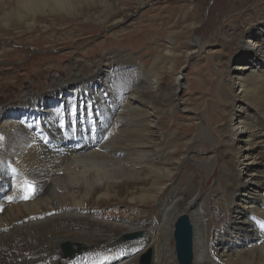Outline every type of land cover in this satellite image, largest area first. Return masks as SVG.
Listing matches in <instances>:
<instances>
[{"label": "bare ground", "instance_id": "6f19581e", "mask_svg": "<svg viewBox=\"0 0 264 264\" xmlns=\"http://www.w3.org/2000/svg\"><path fill=\"white\" fill-rule=\"evenodd\" d=\"M127 2L0 0V32L10 24L32 29L39 18L82 16L112 24L116 33L125 18L111 19L114 4ZM256 10L248 22L221 28L219 45L228 51V63L245 64L220 83L214 79V118L205 109L197 113L188 141L171 122L182 101L181 75L164 90L162 74L175 72L180 51L189 60L213 41L195 37L179 44L183 32H172L146 68L107 50L102 58L113 63L97 73V66L74 55L69 77L53 74L41 96L34 87L7 109L2 99L0 135L7 141L0 145V264H138L148 250V264L150 253L151 264H179L173 233L180 216L192 229L191 264H264V8ZM191 17L183 16L190 32L197 26ZM251 23L257 27L248 29ZM243 45L250 55L240 54ZM30 59L14 65L15 78L19 64L32 73L23 64ZM39 65L50 71L43 60ZM128 72V82L117 89V77ZM82 100L84 117L78 120L67 109L73 112ZM97 111L104 118L93 122ZM191 154L202 155L195 163L201 187L181 180ZM26 184L34 187L28 200ZM66 245L72 256L64 255Z\"/></svg>", "mask_w": 264, "mask_h": 264}, {"label": "rangeland", "instance_id": "374dc122", "mask_svg": "<svg viewBox=\"0 0 264 264\" xmlns=\"http://www.w3.org/2000/svg\"><path fill=\"white\" fill-rule=\"evenodd\" d=\"M139 1L141 0H130V2L119 5L114 4L116 15L114 14L111 19L120 15L125 18L124 27L116 33L112 24L104 25L105 27L99 26L92 21V18L85 20L82 16L76 18H55L56 16L39 18L32 29L29 28L28 30H26V26L18 27L10 24V29L0 32V64H3L0 67V105L4 99L8 100L3 105L8 104L4 107L5 109L10 108L9 105L13 104L18 106L19 98L27 92H32V88L37 86L38 89L35 92H39L37 96H41L42 92H47L42 90H48L47 87L51 85L50 77L53 74L58 75L62 80H66L69 77L66 69L74 63V55H78L88 64L92 63L97 66L95 71L97 73L101 69L106 70L113 63L111 61L108 66V61H104L102 58L107 50H113L116 54L125 53L127 57L135 60L132 62L134 65L138 63L139 66L143 65L142 68H146L155 57L160 56L163 49L162 45L172 32H183L184 36L179 38V44L193 43L195 37H200L204 42L213 41L211 46H207L202 56H193L189 60L186 56L183 57L185 51H180L177 59L173 62L175 72H167L164 69L162 74L164 90L171 89L173 80L179 77L178 74L181 75L179 81L182 87H180L178 95L181 97L182 103L180 102L174 110L171 122L173 127L179 130L178 133L181 137L188 141L193 132L192 126L196 125L194 119L197 113L205 109L209 116L213 115L211 120L214 118V110L211 109L216 105L210 97H214V89L217 87L214 84V79L219 80L220 83L227 74L232 76L238 74L237 69L245 64L243 61L228 63V51L219 45L221 28L230 24L236 25L246 17L249 19V14L254 15L256 9L264 8V0H148L149 2L144 1L143 3ZM185 14L192 16L191 18H194V22L197 23L196 28L191 32L188 28L185 29L187 25L183 20ZM45 26L50 29L49 35L46 34V30L44 31L43 27ZM255 27H257V23H251L248 29L251 30ZM241 50L240 54L248 53L250 55V51L245 45L241 47ZM28 58L32 59L23 64H27L32 73L28 75V72L23 70L24 65L19 64L20 67L16 73L18 77L15 78L12 73L14 65L18 61ZM42 60L50 71L43 70L42 65H39ZM97 73H94V76ZM131 74L128 72V75L117 77V89L128 82ZM42 87L43 89L40 90ZM100 87L101 92L105 93L106 89L101 85ZM66 89L67 87L64 90ZM236 92H238L237 87L234 89L235 94ZM90 93L93 92L85 91L86 95ZM43 99L46 98H38L37 100ZM59 105L64 107L62 101L59 102ZM85 105L83 100L80 103L75 102L73 105L75 110L70 112L71 108H69L67 111L69 115L75 116L78 120H83L84 114L82 115V113L85 110ZM58 108L62 109L61 107ZM184 108L190 111H186ZM231 110L236 116L243 117V113L236 111V108L233 109L232 107ZM57 114L58 116L62 115L59 112ZM103 118V113L98 111L92 114L93 122L102 121ZM86 119L88 120V118ZM228 119L231 121L230 116ZM60 129L64 132L66 126L64 125ZM72 131L74 134L76 133L75 125H73ZM231 136L234 137L233 132ZM6 141V137L0 135L1 147L5 146ZM185 146L184 143L181 148L182 152H184ZM191 155V160L181 167L180 172L184 174L181 176V180L190 182L189 179L191 178L196 186L201 187L203 178L200 177V171L196 169L195 163L199 162V157L202 155ZM111 212L117 213L121 210L114 208L111 209ZM148 252L150 251L148 250L141 255L138 264L142 256Z\"/></svg>", "mask_w": 264, "mask_h": 264}, {"label": "water", "instance_id": "95a60500", "mask_svg": "<svg viewBox=\"0 0 264 264\" xmlns=\"http://www.w3.org/2000/svg\"><path fill=\"white\" fill-rule=\"evenodd\" d=\"M175 252L179 264H191L192 262V229L187 217H179L174 226ZM69 247H64L66 254ZM149 256L142 258L141 264H148Z\"/></svg>", "mask_w": 264, "mask_h": 264}, {"label": "snow or ice", "instance_id": "6c2138e0", "mask_svg": "<svg viewBox=\"0 0 264 264\" xmlns=\"http://www.w3.org/2000/svg\"><path fill=\"white\" fill-rule=\"evenodd\" d=\"M25 188H26V194L24 195L23 199L28 200L31 198L32 195H34V187L30 184H26Z\"/></svg>", "mask_w": 264, "mask_h": 264}]
</instances>
